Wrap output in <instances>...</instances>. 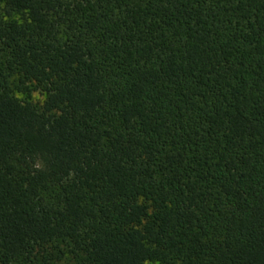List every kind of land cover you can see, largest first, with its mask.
<instances>
[{
  "label": "trees",
  "instance_id": "trees-1",
  "mask_svg": "<svg viewBox=\"0 0 264 264\" xmlns=\"http://www.w3.org/2000/svg\"><path fill=\"white\" fill-rule=\"evenodd\" d=\"M0 264H264V0H0Z\"/></svg>",
  "mask_w": 264,
  "mask_h": 264
},
{
  "label": "rangeland",
  "instance_id": "rangeland-1",
  "mask_svg": "<svg viewBox=\"0 0 264 264\" xmlns=\"http://www.w3.org/2000/svg\"><path fill=\"white\" fill-rule=\"evenodd\" d=\"M34 96H35V98H38V94H35ZM41 98H42V96H41Z\"/></svg>",
  "mask_w": 264,
  "mask_h": 264
}]
</instances>
